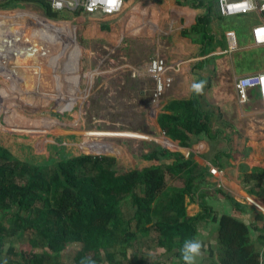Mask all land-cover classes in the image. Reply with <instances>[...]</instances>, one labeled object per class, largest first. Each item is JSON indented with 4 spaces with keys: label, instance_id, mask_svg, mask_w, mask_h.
Here are the masks:
<instances>
[{
    "label": "trees",
    "instance_id": "1",
    "mask_svg": "<svg viewBox=\"0 0 264 264\" xmlns=\"http://www.w3.org/2000/svg\"><path fill=\"white\" fill-rule=\"evenodd\" d=\"M198 1L195 6L204 2ZM27 2L37 3L52 19L80 15L78 10H56L49 0H0V7ZM255 14L250 20L257 23ZM241 19L245 28L247 20ZM209 21L201 18L195 27L199 34L205 32V39L212 37L204 27ZM201 97L195 92L188 100L172 101L165 107L170 114L158 116L162 132L180 141L181 147H190L193 135L212 139L217 134L210 124L215 112L205 108ZM46 139L0 132V264H131L129 249L134 251V264H151L146 263L144 249L158 248L184 264V241L196 239L197 223L208 215L205 207L196 217L186 213L184 197L194 185L191 179L182 184L179 173L190 171V159L150 144L134 166L119 170L111 149L72 156L78 147L74 140ZM20 144L32 156L23 153ZM64 151L68 155L63 156ZM255 178H264V169L244 171L246 182ZM218 242L223 264H264L248 226L235 216L220 217ZM73 243L78 245L72 261L65 262L62 253Z\"/></svg>",
    "mask_w": 264,
    "mask_h": 264
},
{
    "label": "crops",
    "instance_id": "2",
    "mask_svg": "<svg viewBox=\"0 0 264 264\" xmlns=\"http://www.w3.org/2000/svg\"><path fill=\"white\" fill-rule=\"evenodd\" d=\"M198 3V0H125L121 12L111 16L90 15L82 12L80 14L82 13L87 17L89 16L90 19L102 23L98 29H93V33L90 34L89 32L91 37L96 34V36L104 37V39L109 37L117 38V43L109 38L114 43V45H111L112 47H120L126 41H129L126 45L130 48H138L136 43H145L144 46L152 47L153 42H148V40H152V35H154V38H158L154 42L157 44L155 46L157 53L152 59L160 57L166 60L170 67L167 75L173 79L171 88L166 90L160 101L154 102V104L150 102L148 108L143 107L144 103L146 104L148 99L149 101L151 99V93L155 89V82H150L152 77L148 72L152 59L149 63H146L145 57L143 59L137 58L138 64L130 67L131 70L125 75V79L128 76V79L134 83V87L135 84L138 86L136 90H134V87L132 88V93H128L134 101L137 97L142 99L141 103L143 102V105L140 108L143 110L141 113H144L142 117L145 119V124L135 130L124 131L123 129H116V131L111 132H98L128 133L144 136L145 138H139L144 139L146 143H144L143 151H140V155H134L137 158L148 152V145L156 144L173 152H179L186 159L191 160L193 167L188 171L190 173H179L182 184L191 179L194 185V190H191L190 195L186 194L184 197L186 213L189 217H196L203 212V207L206 208L208 213L206 218L199 221L196 226V239L203 242L205 249L203 250V256L197 257L195 264H223L221 261V245L218 242L220 217L222 215L235 216L244 221L249 228L253 244L264 256V178H255L250 182L244 180V171L250 173L252 169H264V110L257 109L256 105L261 101L255 90L251 91L249 102L242 105L240 104L236 87L233 91H226L227 88L217 87V83H214L218 67L226 63L223 59L226 58L227 53L233 46L236 45L238 47V33L234 28H223L221 21H224L226 17L233 16L245 18L247 20L246 23L250 26V36L253 43H255L252 27L256 23L252 22L250 18L256 16V14L252 11L223 16L219 11L218 0H214L213 3H210L209 0H204L203 4L194 5ZM27 4L31 3L27 2L7 9L23 8ZM1 9L6 10V8ZM66 12L72 14V11ZM0 16H5L9 20L8 14L2 15L0 13ZM72 17L66 20L72 19ZM204 17L210 20L204 26L207 30L206 35L212 36L206 39L204 38L205 32L202 30L199 34L196 31L197 28H195L199 20ZM142 18H144V21H141ZM258 22H261L260 19ZM64 27L62 26L64 29L63 33L66 32ZM49 31L52 32L51 29ZM84 34L88 37V33ZM49 39L56 40L54 35L52 37L49 35ZM231 45L232 47H230ZM255 45L257 46L256 43ZM240 47L241 49H247L249 56L253 53L248 45H240ZM27 60L11 64L8 69L5 68V74L4 72L1 73V77L5 81H9L10 84L13 83L16 89L12 90L20 93V95L25 94V90L33 94L37 91L48 96L56 94L55 80L53 81L54 84L43 86V91L41 92L39 86L35 88L26 86L23 80L26 74L22 66ZM73 60L77 63L78 55ZM30 62L27 64L29 65ZM33 62H35L34 59ZM2 66L3 63L0 59V68ZM129 66V63H123L119 67L128 68ZM251 72L256 74L262 73L264 70L258 72L253 70ZM68 74L75 76L69 78ZM15 76L21 78L20 82H13ZM27 76H30V74H27ZM79 76L81 74L77 67L67 71L64 78L65 84L60 87V90H63L68 95L70 91H67V89H72L71 92L77 94L79 103L84 105L85 102L89 103L91 100L90 98L88 101V96L92 93L90 90L92 81L90 80L87 84L86 95H83L85 93L82 89L84 81L82 78L81 81H78ZM99 76L104 82V74L101 73ZM218 77H220V74ZM59 78L60 76H58ZM122 79L121 75L113 79L115 90L118 92L124 91ZM208 79H210V83L208 82L202 89L200 100L205 104L206 109L215 112L210 124L213 131L217 134L213 135L212 139H208L206 134L198 137L193 135L191 136L190 147H181L180 141L172 140L162 132L157 122L158 116L162 113L170 114L165 109L170 102L190 99L196 92L193 89V85L204 80L208 81ZM66 83H68V86ZM97 89L100 90L99 87ZM215 94L217 95L216 97ZM49 100H51L50 97ZM86 107L88 110L89 106ZM152 109L155 110L153 117L152 113H150ZM145 115L147 118H151L149 123L146 122ZM111 137L114 142H118L116 140L135 139L133 136ZM103 148L105 150L111 149L120 164L121 156L117 152L124 154V147L121 149L118 147L117 150L114 145ZM97 151L100 150L97 149ZM136 157H134V162L129 167L136 164ZM173 184L174 180L170 178L168 186ZM236 203L241 208L237 207ZM144 251L147 252L145 254L146 263L181 264V260L175 254L167 253L162 248L150 251L144 249ZM141 254L138 253V256L141 257ZM127 257L130 263L134 264V251L132 249L127 251Z\"/></svg>",
    "mask_w": 264,
    "mask_h": 264
},
{
    "label": "rangeland",
    "instance_id": "3",
    "mask_svg": "<svg viewBox=\"0 0 264 264\" xmlns=\"http://www.w3.org/2000/svg\"><path fill=\"white\" fill-rule=\"evenodd\" d=\"M3 12L8 14L9 20L5 16H0V59L3 63L0 68V132L34 140L47 138L49 142L57 141L58 143L71 139L78 146L75 147L72 156L82 153L94 154L97 149L102 150L105 149L103 147L111 145H114L116 150L118 147L119 149L124 147V154L117 152L121 156L119 170L130 168L129 165L136 157L134 155H140L146 143L144 139L139 138L145 137L138 134L110 132L116 129L135 130L145 124V119L142 117L144 113H141L143 110L140 108L143 105L142 99L137 97L135 101L132 100L128 92L132 93L134 83L128 79V76L125 79V75L131 70V66L138 64L137 58L145 57L146 63L150 62L157 53L155 48L157 44L154 42L158 38L152 35V40H148V42H153L152 47L144 46L145 43H136L138 48H130L126 45L129 41L124 42L120 47H112L114 43L109 38L115 42L117 38L104 39L96 34L91 37L89 32L93 33V29H98L102 23L82 13L72 19L55 20L49 18L45 11L35 3L27 4L23 8L6 10L0 8V13L5 15ZM141 21H144V18ZM241 21L240 16L226 17L224 21H221L223 28H234L238 33V47L230 46L232 48L223 59L226 63L218 67L214 78L216 86L225 87L226 91H233L239 76L252 73L253 70L255 72L264 70V45L258 47L253 43L250 26L247 24L243 28ZM62 26L66 28L64 33ZM159 32L161 33L160 30ZM84 33H88V37ZM49 35L50 37L54 35L56 42L49 39ZM240 45L250 46L253 53L249 56L248 50L241 49ZM76 55H78L77 63L73 60ZM23 60H27L22 66L25 69L26 75L23 80L26 86L30 88L39 86L41 92L43 86L54 84L55 80L56 94L48 96L37 91L33 94L25 90V94L20 95L13 91L16 89L15 85L5 81L1 73L5 74V68L8 69L11 64ZM29 61L31 62L28 65ZM123 63H129L130 66L120 68L119 66ZM76 67L81 74L78 81H81V78L84 81L82 88L84 92L87 90V84L90 80L92 81L90 89L92 93L88 96V101L90 98L91 100L89 103L84 101V105L79 103L77 94L71 92L72 89H67L70 91L68 95L60 90V87L65 84L66 72ZM9 72L12 74L11 71ZM101 73L104 74V82L99 76ZM219 74L220 77H218ZM68 75L69 78L75 76ZM120 75L123 78L122 84H124L122 92L115 90V82H113V79ZM58 76H60L59 79ZM20 80V77L15 76L13 82H20ZM150 82L155 81L152 78ZM66 84L68 86V83ZM137 88L135 84L134 90ZM153 92L150 101L145 100L147 103H144L143 107L148 108L150 102L152 104L157 102ZM83 95H86V92ZM86 106H89L88 110ZM256 106L257 109L264 110L261 102ZM154 112L153 109L150 111L152 117ZM146 115V122L149 123L151 118H147ZM98 131L110 132L100 133ZM111 136H133L135 139L114 142ZM20 150L32 156L31 150L25 144H20ZM62 155L66 156L68 153L64 151ZM24 239L26 241L27 238L24 237ZM77 245L73 243L63 251L62 258L65 262L72 261L71 255Z\"/></svg>",
    "mask_w": 264,
    "mask_h": 264
},
{
    "label": "built area",
    "instance_id": "4",
    "mask_svg": "<svg viewBox=\"0 0 264 264\" xmlns=\"http://www.w3.org/2000/svg\"><path fill=\"white\" fill-rule=\"evenodd\" d=\"M56 10L75 11L85 14L111 16L123 9L125 0H49ZM219 11L223 16L257 12L261 22L252 27V33L257 45H264V0H218ZM170 67L164 58L156 57L149 64V75L155 81L153 96L160 101L166 90L171 88L173 79L167 75ZM235 87L240 104L249 102L251 91L256 94L264 106V72L239 76Z\"/></svg>",
    "mask_w": 264,
    "mask_h": 264
},
{
    "label": "clouds",
    "instance_id": "5",
    "mask_svg": "<svg viewBox=\"0 0 264 264\" xmlns=\"http://www.w3.org/2000/svg\"><path fill=\"white\" fill-rule=\"evenodd\" d=\"M203 82L193 85V89L200 93L203 89ZM205 245L198 239L185 240L183 247L181 248V256L184 264H195L197 257H201L204 254ZM94 264V262H91Z\"/></svg>",
    "mask_w": 264,
    "mask_h": 264
},
{
    "label": "water",
    "instance_id": "6",
    "mask_svg": "<svg viewBox=\"0 0 264 264\" xmlns=\"http://www.w3.org/2000/svg\"><path fill=\"white\" fill-rule=\"evenodd\" d=\"M112 169H114V168H112Z\"/></svg>",
    "mask_w": 264,
    "mask_h": 264
}]
</instances>
